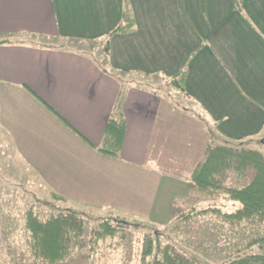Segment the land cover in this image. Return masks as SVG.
Returning <instances> with one entry per match:
<instances>
[{
	"label": "crops",
	"instance_id": "0c3cea01",
	"mask_svg": "<svg viewBox=\"0 0 264 264\" xmlns=\"http://www.w3.org/2000/svg\"><path fill=\"white\" fill-rule=\"evenodd\" d=\"M126 10L133 30L110 34ZM0 40L5 239L26 185L38 195L28 206L162 223L202 161L171 188L168 164L158 165L179 160L170 144L191 142L196 129L205 150L214 136L264 149V0H0ZM184 67L182 91L170 80ZM122 93L126 135L112 156L99 146Z\"/></svg>",
	"mask_w": 264,
	"mask_h": 264
},
{
	"label": "trees",
	"instance_id": "16d2710c",
	"mask_svg": "<svg viewBox=\"0 0 264 264\" xmlns=\"http://www.w3.org/2000/svg\"><path fill=\"white\" fill-rule=\"evenodd\" d=\"M135 19L128 11H124L121 22L110 32L127 33L133 30ZM7 40H0L3 43ZM187 69L184 67L170 82L185 91L184 80ZM124 95L116 105V110L109 117L100 152L117 156L126 135V122L123 117ZM258 139L233 140L214 136L205 150L203 160L197 165L192 176L195 188L210 192L212 195L224 194L225 198L234 201L232 211H223L221 207H192L188 212L174 208L177 224L174 231L185 233L189 221L195 216L215 214L223 222V226L233 232L244 230L248 241L246 245L264 244V149L253 144ZM264 147V144H263ZM237 178V184H227L230 177ZM56 196V195H55ZM59 196V195H57ZM45 205V204H44ZM47 215V214H46ZM45 215V210L30 205L24 211L25 244L28 256H20L14 264H48L61 262L72 256L77 249L89 247L98 241L114 240L124 230L127 221L121 218H102L91 229L88 237V219L84 211L75 209H57L55 213ZM181 221H178L180 220ZM241 233V232H240ZM152 237V233L144 236L141 251L142 264H198L200 257L179 248L176 241L164 245L160 236ZM154 242H157L155 245ZM237 243L240 248L245 244ZM243 244V245H242ZM96 246V245H95ZM113 246V242H110ZM238 247V246H237ZM95 248V247H94ZM226 264H264V253H250L231 258Z\"/></svg>",
	"mask_w": 264,
	"mask_h": 264
},
{
	"label": "rangeland",
	"instance_id": "374dc122",
	"mask_svg": "<svg viewBox=\"0 0 264 264\" xmlns=\"http://www.w3.org/2000/svg\"><path fill=\"white\" fill-rule=\"evenodd\" d=\"M74 43H78L79 48H98L100 50L97 42L81 44L78 41ZM140 83L143 84V82ZM168 96L170 97L169 93ZM190 123H192V121ZM190 123L187 122V125ZM195 124L196 123L191 124V127L194 128ZM189 135L191 142L187 140V142L185 141L186 143H180L178 141L177 143L173 142L175 143L173 145H169V147H172V150H176L179 160L169 159L165 161L160 160L158 162V165L160 166L161 164L162 168H169V175L166 176V183H170L171 188L174 189H177L175 188L178 186L176 183L179 184L177 178H180L183 181L189 179V174L192 172L190 164L193 163L196 165L203 160L205 156L206 143H202L204 136L201 137L196 133V129L195 135L198 136H195L192 133ZM0 155L2 156H0L2 158L1 160L5 163V166H7L5 162L6 160H4L7 158V155H3L1 149ZM9 155V160H12L15 163L17 157L15 155L13 156V153L11 152ZM184 158L186 159L184 160ZM188 158H190V160H187ZM166 164L168 165L164 167ZM227 184H237V178L235 176L230 177ZM188 185L189 184L187 183L182 185V188L177 190L178 193L176 195L175 192L173 193L176 203H174L172 211L174 208H180L183 212H188L192 207L207 208L211 206L221 207L223 211H232L235 208V202L226 199L224 194L212 195L210 192L201 191L195 188L194 184L190 183V185ZM42 188L45 189L43 186ZM25 190V198L14 199L12 204L15 206L9 208L8 228L10 233L5 235L6 239L3 232L0 231V264H14L20 256H28V250L26 249L25 244L24 208L29 205L26 203L27 198L30 197L28 194L32 193L34 198L37 194H35L32 188H30V185H26ZM168 190L171 189L168 188ZM43 191L44 192L41 194L42 200H44V197H46L45 194L47 193L45 190ZM32 194L30 195L32 196ZM164 196L165 194L162 196L160 195L159 198H163ZM40 209L45 210V215H50L57 211V208L51 205H40ZM168 210L171 209L168 208ZM172 211H170V216L172 215ZM84 212L88 219L89 228L87 234L89 238L91 237V229L94 228L104 217L121 218L122 220L127 221L128 225H125L121 235H118L114 240L110 238L106 241L100 240L94 245L91 243L89 247L77 249L69 258L52 264H142L141 251L144 246V236L148 233H152L154 239H156V236H160L161 245L176 241L179 248L182 250H187L186 252L188 253L197 254L201 259V262L198 264H224L222 263L223 261L227 260L228 262L234 257L250 253H264V244L247 246L246 241H248L247 239L249 236L247 238L244 230H241V233L232 232L228 226H223V222L215 214L209 213L193 217L191 221H189L188 227H185V233L179 234L173 229V226L177 222V214L174 212L172 219L168 222L164 221L162 223H157L152 218L151 220L148 218L135 217L130 214L120 215L114 211H109V209L105 210L102 208L86 209ZM113 212L117 215H112ZM165 219L168 220L169 218L167 217ZM178 221H181V219ZM238 238L240 240L239 243L245 244L242 248H240L237 243ZM110 242H113V246H110ZM154 244L156 245L157 242H154ZM39 264L48 263L41 262Z\"/></svg>",
	"mask_w": 264,
	"mask_h": 264
}]
</instances>
